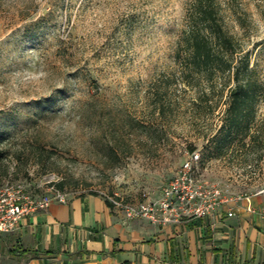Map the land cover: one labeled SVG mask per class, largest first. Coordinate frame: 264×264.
<instances>
[{"label":"rangeland","instance_id":"1","mask_svg":"<svg viewBox=\"0 0 264 264\" xmlns=\"http://www.w3.org/2000/svg\"><path fill=\"white\" fill-rule=\"evenodd\" d=\"M189 1L0 0V192L139 201L194 150L221 196L264 189V95L228 136L234 79L188 82L176 56ZM219 1L264 87V0Z\"/></svg>","mask_w":264,"mask_h":264},{"label":"crops","instance_id":"2","mask_svg":"<svg viewBox=\"0 0 264 264\" xmlns=\"http://www.w3.org/2000/svg\"><path fill=\"white\" fill-rule=\"evenodd\" d=\"M0 264H264V189L163 224L101 193L68 194L0 233Z\"/></svg>","mask_w":264,"mask_h":264},{"label":"trees","instance_id":"3","mask_svg":"<svg viewBox=\"0 0 264 264\" xmlns=\"http://www.w3.org/2000/svg\"><path fill=\"white\" fill-rule=\"evenodd\" d=\"M176 56L179 60L182 58L184 78L188 82H192L189 79L192 75L199 81L206 79L212 87L227 75L234 79L224 125L229 128L228 136L233 128L247 135L264 87L253 77L249 53L226 27L219 0L189 1ZM2 157L0 149V159ZM58 184L63 186V182Z\"/></svg>","mask_w":264,"mask_h":264},{"label":"built area","instance_id":"4","mask_svg":"<svg viewBox=\"0 0 264 264\" xmlns=\"http://www.w3.org/2000/svg\"><path fill=\"white\" fill-rule=\"evenodd\" d=\"M199 160L198 151L190 152L178 173L162 187L158 195L146 194L139 201L126 199L118 193L105 196L130 218L142 217L162 224L179 221L188 215H208L227 196H221L220 189L210 187L199 176ZM51 191L35 197L26 193L21 184L4 187L0 192V233L16 230L25 215L49 207L55 199L67 200L68 192L56 188L54 184ZM251 194H237L233 198L250 200ZM229 214H233V211Z\"/></svg>","mask_w":264,"mask_h":264}]
</instances>
